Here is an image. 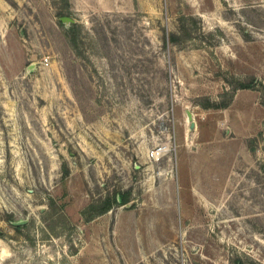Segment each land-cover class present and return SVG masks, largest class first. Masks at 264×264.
<instances>
[{
    "label": "rangeland",
    "instance_id": "1",
    "mask_svg": "<svg viewBox=\"0 0 264 264\" xmlns=\"http://www.w3.org/2000/svg\"><path fill=\"white\" fill-rule=\"evenodd\" d=\"M0 264H264V0H0Z\"/></svg>",
    "mask_w": 264,
    "mask_h": 264
},
{
    "label": "trees",
    "instance_id": "2",
    "mask_svg": "<svg viewBox=\"0 0 264 264\" xmlns=\"http://www.w3.org/2000/svg\"><path fill=\"white\" fill-rule=\"evenodd\" d=\"M238 87L247 88V87H251V84L250 83H242ZM215 107H219V106H215ZM116 201H117V199L115 198V196L111 197V198L105 197L104 199L100 200V202L98 204L90 205V209L95 210L97 214H102V213H105L108 210H110ZM119 201H120V204L127 203L126 200H123L121 198L117 202H119ZM86 219H88V220L91 219V215H87Z\"/></svg>",
    "mask_w": 264,
    "mask_h": 264
},
{
    "label": "built area",
    "instance_id": "3",
    "mask_svg": "<svg viewBox=\"0 0 264 264\" xmlns=\"http://www.w3.org/2000/svg\"><path fill=\"white\" fill-rule=\"evenodd\" d=\"M45 64H48L47 58H44ZM163 149L162 147L152 148L149 152H147V156L150 159L158 160L162 156Z\"/></svg>",
    "mask_w": 264,
    "mask_h": 264
},
{
    "label": "water",
    "instance_id": "4",
    "mask_svg": "<svg viewBox=\"0 0 264 264\" xmlns=\"http://www.w3.org/2000/svg\"><path fill=\"white\" fill-rule=\"evenodd\" d=\"M60 19L62 21H64V20L71 21V19L68 17H61ZM187 117H188V120H192V114L190 111H187ZM191 127H193V122H191ZM22 223H23V221L14 222L15 225L22 224Z\"/></svg>",
    "mask_w": 264,
    "mask_h": 264
}]
</instances>
